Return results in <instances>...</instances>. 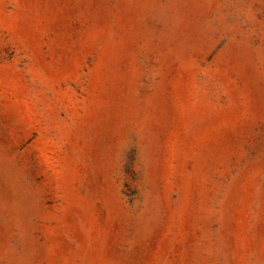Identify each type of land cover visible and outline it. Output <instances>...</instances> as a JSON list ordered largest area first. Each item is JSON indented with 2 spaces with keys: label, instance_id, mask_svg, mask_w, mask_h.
Here are the masks:
<instances>
[{
  "label": "rangeland",
  "instance_id": "374dc122",
  "mask_svg": "<svg viewBox=\"0 0 264 264\" xmlns=\"http://www.w3.org/2000/svg\"><path fill=\"white\" fill-rule=\"evenodd\" d=\"M0 264H264V0H0Z\"/></svg>",
  "mask_w": 264,
  "mask_h": 264
}]
</instances>
